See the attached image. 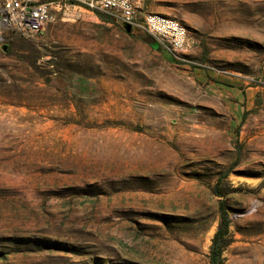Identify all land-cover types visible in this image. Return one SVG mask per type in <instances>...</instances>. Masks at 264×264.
Instances as JSON below:
<instances>
[{
    "label": "rangeland",
    "instance_id": "374dc122",
    "mask_svg": "<svg viewBox=\"0 0 264 264\" xmlns=\"http://www.w3.org/2000/svg\"><path fill=\"white\" fill-rule=\"evenodd\" d=\"M149 8L184 57L77 8L5 35L0 264H210L222 201L224 264H264V0Z\"/></svg>",
    "mask_w": 264,
    "mask_h": 264
},
{
    "label": "built area",
    "instance_id": "2783aa9c",
    "mask_svg": "<svg viewBox=\"0 0 264 264\" xmlns=\"http://www.w3.org/2000/svg\"><path fill=\"white\" fill-rule=\"evenodd\" d=\"M153 0H0V44L8 33L34 37L48 25L64 19L71 8L100 12L123 26L143 31L160 47L175 56L184 57L189 49L188 29L178 20L150 11Z\"/></svg>",
    "mask_w": 264,
    "mask_h": 264
},
{
    "label": "trees",
    "instance_id": "16d2710c",
    "mask_svg": "<svg viewBox=\"0 0 264 264\" xmlns=\"http://www.w3.org/2000/svg\"><path fill=\"white\" fill-rule=\"evenodd\" d=\"M95 14L98 15L100 19L105 22L117 21L111 16L100 12H95ZM129 35L143 39L146 34L140 30H133L131 33H129ZM159 49L163 51L161 47ZM163 53L165 54L166 51L165 52L163 51ZM170 60H173V58L171 57ZM214 193L219 197L224 196V193L221 190H219V187L214 189ZM220 209H221V220L218 230L213 237V241H212L213 243L210 252V264H224L225 263L224 252L231 243V235H230L231 220L228 216L225 203L223 201L220 204Z\"/></svg>",
    "mask_w": 264,
    "mask_h": 264
},
{
    "label": "water",
    "instance_id": "95a60500",
    "mask_svg": "<svg viewBox=\"0 0 264 264\" xmlns=\"http://www.w3.org/2000/svg\"><path fill=\"white\" fill-rule=\"evenodd\" d=\"M124 27H125V31L127 33H131L133 31L132 27L129 26V25L124 26ZM143 41L145 43H147L148 45H150L155 50H158L160 48L159 43L153 37H151V36H147V37L143 38Z\"/></svg>",
    "mask_w": 264,
    "mask_h": 264
}]
</instances>
